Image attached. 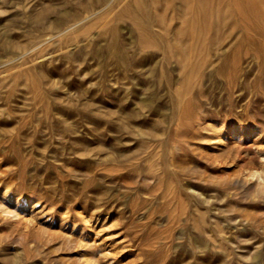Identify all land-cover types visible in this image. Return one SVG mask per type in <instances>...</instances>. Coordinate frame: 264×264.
I'll return each instance as SVG.
<instances>
[{
	"label": "rangeland",
	"instance_id": "1",
	"mask_svg": "<svg viewBox=\"0 0 264 264\" xmlns=\"http://www.w3.org/2000/svg\"><path fill=\"white\" fill-rule=\"evenodd\" d=\"M130 1L0 0V264H264V63L242 53L237 83L217 77L232 42L211 14L199 47L180 40L213 61L187 110ZM168 1L149 0L174 40L192 23Z\"/></svg>",
	"mask_w": 264,
	"mask_h": 264
},
{
	"label": "bare ground",
	"instance_id": "2",
	"mask_svg": "<svg viewBox=\"0 0 264 264\" xmlns=\"http://www.w3.org/2000/svg\"><path fill=\"white\" fill-rule=\"evenodd\" d=\"M142 1L132 0L126 8L130 11L131 15L129 17L134 21L133 28L138 35V43L142 49H158L160 52V68L163 72L159 74L158 79L161 80L162 77H166L169 88H171V79L169 75L164 74L165 71L168 70L172 62H175L181 69L184 90H181L180 95L176 97H183L182 101L185 102L184 105L187 110H191L195 106L192 101L195 85H191V74H199L206 67H213V61L210 59L212 53H187L186 47L181 44L182 41L180 40H185L184 37L190 36L191 44L196 45L195 48L199 47V42H201L200 30L206 26H213L210 21L211 14L217 15L216 24L218 26L224 23L227 24L229 28L228 36L232 42L230 52L223 56L213 71L217 77L225 78L228 86L237 83L242 68V53H254L260 59V62L264 63V0H179L182 4L181 11L185 13V20L192 23V26L187 28L188 30H177L176 37H173L174 40H170L168 34L170 27L165 25L162 19L152 20L153 9L150 7L149 0H144L146 1L145 7L140 5ZM203 3H213V6L202 8ZM168 4L174 6L175 0H169ZM125 14L123 11L118 13L117 16L118 18H124ZM97 19V22L92 26L99 23V35L109 39L107 50L109 53H114L116 63L119 66L129 67L127 50L120 38L121 28L111 26L108 21L109 18L107 20H104L105 18ZM155 24L161 26L164 31L155 30ZM172 42L174 46L171 45ZM173 47H176V51H173ZM256 80V84H260L261 90H264V83H261L258 76ZM146 101L150 102L151 98H147Z\"/></svg>",
	"mask_w": 264,
	"mask_h": 264
}]
</instances>
